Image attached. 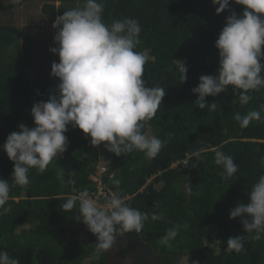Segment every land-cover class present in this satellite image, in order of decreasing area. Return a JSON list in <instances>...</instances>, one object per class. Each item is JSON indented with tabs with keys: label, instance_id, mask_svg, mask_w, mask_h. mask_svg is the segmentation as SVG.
<instances>
[{
	"label": "trees",
	"instance_id": "16d2710c",
	"mask_svg": "<svg viewBox=\"0 0 264 264\" xmlns=\"http://www.w3.org/2000/svg\"><path fill=\"white\" fill-rule=\"evenodd\" d=\"M83 3L0 0V146L8 134L19 131L18 125L34 127L32 105L56 94L59 78L45 71L55 60L49 51L50 22ZM103 4L105 24L134 18L141 25L135 51L149 56L144 65L145 86L165 88L159 110L144 123L142 132L166 143L158 159L136 150L118 157L104 143L91 145L90 137L69 125L67 150L43 173L30 169L26 186L13 185V162L0 147V179H7L11 186L5 205L10 210L0 215V251H7L19 264H108V254L97 251L95 237L77 238L85 225L77 219L78 210L61 209L70 195L82 190L94 197L97 184L91 176L98 165H104L101 180L107 196L118 193L130 207L149 216L142 231L128 235L151 252L160 248L157 258L162 264H180L181 256L188 264H264V233L256 240L255 232H245L240 217L229 218V210L237 203H248L252 185L264 175V87L250 91L249 102L241 104L239 93L226 86L215 97H205L207 103L216 102L215 111L207 105L200 109L198 94L192 92L200 76L216 75L219 55L214 42L225 18L232 12L239 17L245 6L229 0L228 8L217 14L218 5L211 0H103ZM19 5L28 10V26L21 25L23 18L15 13ZM36 18L42 26L34 24ZM176 60L187 65L184 82ZM250 110L261 111L262 119L241 128L234 114ZM217 149L237 165L232 176L215 163ZM173 160L178 166L146 184L147 171H159ZM60 168L63 182L57 178ZM69 179L75 184H68ZM188 182L191 196L184 189ZM98 201L106 203L101 195ZM153 213L163 219L153 221ZM183 224L188 227L179 230L170 246L160 243L167 229ZM237 235H243V250L226 251L227 238Z\"/></svg>",
	"mask_w": 264,
	"mask_h": 264
},
{
	"label": "clouds",
	"instance_id": "9594fccd",
	"mask_svg": "<svg viewBox=\"0 0 264 264\" xmlns=\"http://www.w3.org/2000/svg\"><path fill=\"white\" fill-rule=\"evenodd\" d=\"M12 2L19 4L21 0ZM211 2L218 5L215 9L217 14L229 6V0ZM234 2L245 7L239 17L232 12L225 18V24L214 42L219 55L216 75L200 76L198 85L192 88V92L198 94L196 100L199 101L200 109L207 105L215 111L216 102L207 103L205 97H215L226 91V86L231 85L233 91L239 93L241 104L249 102L250 91H259L264 87V76L261 75L264 71V63H261L264 59V0ZM38 8L40 11V5ZM103 9V0H84L82 7L64 11L50 22L56 28L53 36L56 46L50 47L49 51L59 57V62L53 60L46 72L59 78L57 92L50 95L47 101L32 105L30 112L34 127L18 125L19 131L8 134L0 146L13 162V185H28L30 169L43 173L54 158L67 150L65 133L69 125L78 127L90 137L91 145L104 143L107 150L118 157L134 150L143 152L149 159L160 157L158 153L166 141L143 134L142 128L159 110L165 88L145 86L144 65L149 61V56L146 52L135 51L139 44L141 25L134 18H124L107 25L102 20ZM27 12L19 5L15 13L17 16L25 14L28 19ZM177 67L181 74L180 81H186V63L177 61ZM234 119L241 128H246L250 122L262 119L261 111L250 110L245 115L237 112ZM195 155L199 157V153ZM182 162L188 165L186 158ZM178 163L173 160L168 166L164 165L161 170L154 172L145 169L149 173L146 184L156 175L175 168ZM215 163L222 165L228 176L238 170L233 158L220 149L215 151ZM105 170L104 165H98L91 176L97 184L94 197H90L85 189L78 195H70L61 206L65 212L78 210L77 219L96 236L98 252L110 250L117 237L126 233H139L144 228V222L149 219L147 213L130 207L118 193L107 196L101 180ZM63 177L64 170L60 168L57 178L63 182ZM67 183L74 185L75 180L69 179ZM114 183L119 185L120 181L114 180ZM10 189L8 180L0 179V215L10 210L5 207ZM184 189L186 195L193 194L189 182ZM99 195L106 199V203L98 201ZM237 217L241 218L246 233L255 232L254 239H261L264 233V175L252 185L248 203H237L229 210L230 219ZM151 219L155 221L163 217L153 213ZM187 227V224H183L167 229L160 243L170 246V241L178 235L179 230ZM138 243L145 251L151 252L144 243ZM243 247V235L229 236L226 240L228 252L239 253ZM156 250L160 252V248ZM0 264H19V260L10 257L7 251H0ZM126 264H132L130 258Z\"/></svg>",
	"mask_w": 264,
	"mask_h": 264
},
{
	"label": "flooded vegetation",
	"instance_id": "af4514ba",
	"mask_svg": "<svg viewBox=\"0 0 264 264\" xmlns=\"http://www.w3.org/2000/svg\"><path fill=\"white\" fill-rule=\"evenodd\" d=\"M81 237L79 240H82L83 237L86 239L96 238V236L91 233L85 225H81ZM87 233V235H85ZM127 234V235H126ZM123 236L117 237V240L113 247L108 251H102L108 259V264H126L127 259H131L132 264H159L161 263L156 258H153L149 252L145 251L141 246L139 241L132 238L129 233H126ZM130 249L131 251H129Z\"/></svg>",
	"mask_w": 264,
	"mask_h": 264
},
{
	"label": "rangeland",
	"instance_id": "374dc122",
	"mask_svg": "<svg viewBox=\"0 0 264 264\" xmlns=\"http://www.w3.org/2000/svg\"><path fill=\"white\" fill-rule=\"evenodd\" d=\"M20 18L22 17L23 18V20H22V22L23 23H25L26 22V24L28 23V19H26V15L25 14H21L20 16H19ZM40 22V20L38 19V18H36V20H35V25H40V26H42V24L41 23H39ZM23 23H21V25H25V24H23ZM52 25H53V23H52ZM51 30H52V34H51V38H50V45H49V48L50 47H55L56 45L54 44V41H53V36L55 35V33H56V28H53V27H51ZM46 49V48H45ZM44 49V50H45ZM51 53V58H53V59H57V60H59V57L56 55V54H54V53H52V52H50ZM46 71V70H45ZM159 251L157 250H154L153 252H152V257L153 258H156V256H158L159 255ZM180 264H188V262H187V260H186V258L184 257V256H181V258H180Z\"/></svg>",
	"mask_w": 264,
	"mask_h": 264
}]
</instances>
